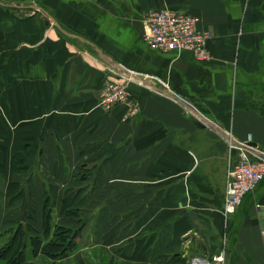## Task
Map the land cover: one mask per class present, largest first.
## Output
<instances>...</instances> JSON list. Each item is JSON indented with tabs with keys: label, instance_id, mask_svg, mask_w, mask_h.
I'll return each mask as SVG.
<instances>
[{
	"label": "crops",
	"instance_id": "1",
	"mask_svg": "<svg viewBox=\"0 0 264 264\" xmlns=\"http://www.w3.org/2000/svg\"><path fill=\"white\" fill-rule=\"evenodd\" d=\"M162 9L199 18L213 34L206 57L144 42L146 13ZM119 77L140 106L130 121L126 106L100 105ZM247 143L264 153V0H0V233L42 234L50 188H61L56 221L77 228L68 213L81 211L60 205L64 187L88 173L105 264L222 252L227 264H264V180L224 213L230 171L242 155L257 158ZM84 250L25 264H97Z\"/></svg>",
	"mask_w": 264,
	"mask_h": 264
},
{
	"label": "built area",
	"instance_id": "2",
	"mask_svg": "<svg viewBox=\"0 0 264 264\" xmlns=\"http://www.w3.org/2000/svg\"><path fill=\"white\" fill-rule=\"evenodd\" d=\"M198 23V17L185 12L151 10L144 17L143 40L151 49L163 54L191 51L203 58L207 55V45L213 39V34L200 31ZM127 79L119 77L109 81L100 94V105L107 113L118 105L126 106L124 121H130L140 113L139 103L134 98ZM263 180L264 160L242 155L228 176L224 213L227 216L234 215L244 197ZM261 207L264 205H259ZM191 264H227V257L224 252L209 259L194 257Z\"/></svg>",
	"mask_w": 264,
	"mask_h": 264
},
{
	"label": "trees",
	"instance_id": "3",
	"mask_svg": "<svg viewBox=\"0 0 264 264\" xmlns=\"http://www.w3.org/2000/svg\"><path fill=\"white\" fill-rule=\"evenodd\" d=\"M68 217L77 218L70 212ZM42 234L28 233L23 225L0 233V262L25 264L29 259L59 261L72 256L79 248L83 228H74L56 221L55 200L45 192L42 211Z\"/></svg>",
	"mask_w": 264,
	"mask_h": 264
},
{
	"label": "rangeland",
	"instance_id": "4",
	"mask_svg": "<svg viewBox=\"0 0 264 264\" xmlns=\"http://www.w3.org/2000/svg\"><path fill=\"white\" fill-rule=\"evenodd\" d=\"M73 172V171H71ZM76 172V171H74ZM85 172H89V170L85 171ZM67 173V171H66ZM98 173H100L99 171H95V175L96 177L98 176ZM94 175V172L92 173V176ZM90 176V174H82L80 176H75L73 181L77 182L74 184H71L69 186H65L64 187V197L65 200L61 203V210L63 209L64 211H66L67 209H70L72 211H75L76 209H79L81 211V216L80 220L78 222V224H76L77 228H83V236L82 239L80 240V244L82 246L83 249H85L82 252V257L83 259L88 263V256L91 253V256L93 257V259L96 260L97 264H105L106 262L109 261V256H106L105 253H103V251L100 248H96L93 247L95 245L96 240L99 243H108V240H105V236L101 238V234L98 232V226H99V222L97 220V217L94 214V209H99V205H96L94 202L88 201L89 199V195H90V186L88 185L89 181H88V177ZM82 179V182H86L84 184H81L79 180ZM61 188L56 189V188H50L49 189V194L51 195V197H56L58 192H60ZM78 193H82L81 197L79 198L80 200H73V196L72 195H77ZM66 195H69L66 199ZM104 204V203H103ZM93 205H95L96 207L93 208ZM101 205V204H100ZM117 208L119 209V204L117 206ZM96 209V210H97ZM110 208H108L109 210ZM61 210L59 211V213L61 212ZM102 211V210H101ZM105 211V210H103ZM99 212V211H98ZM108 213L110 214V211H108ZM98 218H102V215L98 214ZM64 220V219H62ZM113 222L110 220L108 226L110 228V231L113 232L114 228L119 226L120 223V217L117 216L116 218L112 219ZM102 221V220H101ZM105 221V220H104ZM102 221V222H104ZM108 228V227H107ZM107 231V229H106ZM95 234L98 236L99 240L96 239L97 237L95 236ZM110 233H106V236H109ZM112 234V233H111ZM111 237H113V243H117L120 241V233L116 232L115 234L113 233L111 235ZM104 247V245H103ZM118 255L120 254L119 251H117ZM133 254H135V250L133 251ZM66 263V262H65ZM63 263V264H65ZM0 264H5L0 262ZM37 264H48V262H46V260H38ZM71 264H73V259H71ZM115 264V263H114Z\"/></svg>",
	"mask_w": 264,
	"mask_h": 264
},
{
	"label": "water",
	"instance_id": "5",
	"mask_svg": "<svg viewBox=\"0 0 264 264\" xmlns=\"http://www.w3.org/2000/svg\"><path fill=\"white\" fill-rule=\"evenodd\" d=\"M125 74L128 75V76H130V77L133 76L132 74L127 73V72H125ZM175 98L185 103V101H184L183 99H181V98H179V97H177V96H175ZM186 106H187V105H186ZM188 108H189V110H191L193 113H195V112H194L189 106H188ZM197 123H198V122H197ZM198 124H199V123H198ZM239 146H240V148H243V149H246V150L250 151V152H251L253 155H255L257 158L264 160V153H262L261 151H259V150L257 149V145H256L255 143H247V144H245V145H239Z\"/></svg>",
	"mask_w": 264,
	"mask_h": 264
}]
</instances>
